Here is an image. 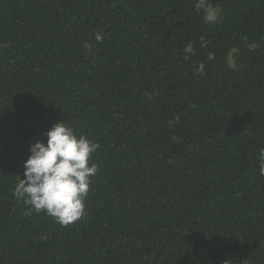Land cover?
<instances>
[{
    "label": "trees",
    "instance_id": "1",
    "mask_svg": "<svg viewBox=\"0 0 264 264\" xmlns=\"http://www.w3.org/2000/svg\"><path fill=\"white\" fill-rule=\"evenodd\" d=\"M195 2L0 0V264H264V0ZM60 120L98 145L68 225L14 195Z\"/></svg>",
    "mask_w": 264,
    "mask_h": 264
},
{
    "label": "clouds",
    "instance_id": "2",
    "mask_svg": "<svg viewBox=\"0 0 264 264\" xmlns=\"http://www.w3.org/2000/svg\"><path fill=\"white\" fill-rule=\"evenodd\" d=\"M194 7L198 12L202 11L206 23L216 21L219 10L209 0H196ZM95 39L100 41L103 37L97 33ZM84 46L89 47L88 44ZM183 51L186 55L194 53L191 44ZM207 59L213 61L214 53L210 52ZM197 71H203V64ZM175 119L178 121L179 117ZM44 135L46 142L37 140L29 146L24 178L17 183L14 195L37 213L44 211L60 224L68 225L84 215V198L89 191L90 177L98 172L97 165L90 164L98 145L84 136H77L61 120ZM260 157L264 161V149L260 150Z\"/></svg>",
    "mask_w": 264,
    "mask_h": 264
},
{
    "label": "rangeland",
    "instance_id": "3",
    "mask_svg": "<svg viewBox=\"0 0 264 264\" xmlns=\"http://www.w3.org/2000/svg\"><path fill=\"white\" fill-rule=\"evenodd\" d=\"M229 63H231V61L229 60Z\"/></svg>",
    "mask_w": 264,
    "mask_h": 264
}]
</instances>
